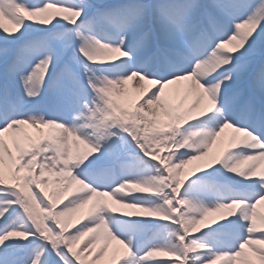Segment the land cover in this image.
<instances>
[{"label":"snow or ice","instance_id":"1","mask_svg":"<svg viewBox=\"0 0 264 264\" xmlns=\"http://www.w3.org/2000/svg\"><path fill=\"white\" fill-rule=\"evenodd\" d=\"M262 203L264 0H0V264H264Z\"/></svg>","mask_w":264,"mask_h":264},{"label":"rangeland","instance_id":"2","mask_svg":"<svg viewBox=\"0 0 264 264\" xmlns=\"http://www.w3.org/2000/svg\"><path fill=\"white\" fill-rule=\"evenodd\" d=\"M10 31L14 32L15 29H12L10 28L9 29ZM187 86V82H181L180 84H174V85H169L168 88L165 89V93L169 99V101L173 104H179V101H180V95L183 93L184 89L186 88ZM144 88H150L151 85H148V84H144L143 85ZM138 89V85L136 84V82L134 81H129V83L126 85V92L124 94V97L122 98L126 103H125V106H130V102L131 101H134L136 99H138L140 96H141V93L137 90ZM161 122L162 123H166V119L161 116ZM194 128H199V127H202V125L199 123V122H194L193 124ZM44 133H47V129H44L42 130ZM26 133L27 135L31 136L34 140L37 138L38 136V133L36 132V130L34 129H26ZM11 133H5L4 134V139H5V143L6 145L8 146V148L12 151L13 155L15 156L16 154V149L15 148H12L13 147V144L10 143L11 142V136H10ZM231 136V130H228L226 129L225 130V133L223 134V137H222V140L224 141L223 144L221 145H218L217 147H215L213 149V155H219V152L220 150H222V147L223 146H226V143H227V139ZM203 162H194V164H192L191 166H193V168L195 169L197 167V165L201 164ZM185 171H187L185 169ZM227 175V174H226ZM6 179L8 180L9 183H11V179L10 177H6ZM233 179H236V178H233ZM193 187H198V184L197 185H192V184H189L186 186V189L191 191L193 189ZM49 192L52 191V187L50 186L49 189H48ZM135 194V193H133ZM67 198H71L70 195H67ZM104 202L108 203V205L110 207H112L114 210H115V213L116 214H120L122 212H126V211H130L128 209H123V208H120L118 205H114L112 204V202L110 200H108L107 198H103ZM59 206V205H58ZM90 206H86L85 209H82L79 213H77L74 217L71 218V221H69L70 225L71 223L79 220L80 222H84L83 220V217L87 214L88 212V208ZM257 212L261 215V216H264V203H262L261 205H259L257 207ZM222 215H225V214H220V213H216V214H213L212 216H210L208 218V222H211L215 219H219L221 218ZM257 223L259 224V220L257 221ZM78 226V224L76 225ZM118 226L120 228L121 231H127V227L126 225L123 224L122 221H119L118 222ZM203 227V225L201 226ZM87 239L88 238H85V240L83 241V243H86L87 242ZM102 246L101 244H98L97 245V249ZM118 246L114 245V244H109V249H113V248H117ZM96 249L93 250V254L95 253ZM247 251V250H246ZM89 258H93V255L90 254V257ZM154 259H158V260H167V259H170V257H167V256H163V255H160V256H157L155 257ZM100 264H110V255L105 257L103 260L100 261Z\"/></svg>","mask_w":264,"mask_h":264},{"label":"trees","instance_id":"3","mask_svg":"<svg viewBox=\"0 0 264 264\" xmlns=\"http://www.w3.org/2000/svg\"><path fill=\"white\" fill-rule=\"evenodd\" d=\"M193 166L189 165L188 168L186 169L187 171L186 172H191L193 170Z\"/></svg>","mask_w":264,"mask_h":264},{"label":"bare ground","instance_id":"4","mask_svg":"<svg viewBox=\"0 0 264 264\" xmlns=\"http://www.w3.org/2000/svg\"><path fill=\"white\" fill-rule=\"evenodd\" d=\"M10 136H11V142L10 143H12L13 144V136H12V134H10ZM12 148H15L14 147V145H13V147Z\"/></svg>","mask_w":264,"mask_h":264}]
</instances>
